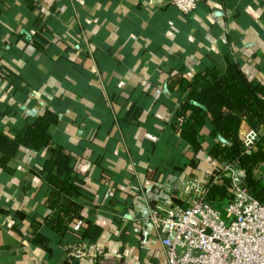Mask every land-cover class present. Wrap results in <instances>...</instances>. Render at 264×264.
<instances>
[{
    "label": "crops",
    "instance_id": "obj_1",
    "mask_svg": "<svg viewBox=\"0 0 264 264\" xmlns=\"http://www.w3.org/2000/svg\"><path fill=\"white\" fill-rule=\"evenodd\" d=\"M226 55L264 83V0H201L186 14L169 0H0V128L56 110L53 141L78 155L95 194L89 218L102 234L71 264H165L149 209L186 206V181L206 183L212 171L208 126L196 155L171 132L182 91L167 82ZM131 107L141 108L137 120L125 117ZM44 159L23 151L15 172L0 174V264L68 259L57 235L48 246L32 239L31 222L48 213ZM100 166L110 176L100 179Z\"/></svg>",
    "mask_w": 264,
    "mask_h": 264
},
{
    "label": "trees",
    "instance_id": "obj_2",
    "mask_svg": "<svg viewBox=\"0 0 264 264\" xmlns=\"http://www.w3.org/2000/svg\"><path fill=\"white\" fill-rule=\"evenodd\" d=\"M29 41L38 50H44L38 39L30 36ZM176 87L182 96L172 112L171 132L196 155L202 149L199 132L208 126L211 142L208 156L219 163L234 164L240 184L261 200L264 195V83L249 80L239 61L226 55L221 66L206 67L189 80L182 76L170 78L168 91ZM140 112V107H131L125 117L137 120ZM60 120L56 110L45 109L41 114L24 116L23 123L13 130L0 128V174H13L23 151L45 152L38 173L46 184L48 213L31 222L32 239L48 246L57 235L59 245L69 253L63 264H71L74 250L96 244L103 229L89 218L90 209L95 207L92 206L95 194L88 188L86 173L76 168L78 155L65 144L53 141L52 131ZM241 129L256 134L249 152L245 150ZM212 175L211 171L206 199L219 207L231 198L228 179L223 176L214 183ZM99 176L103 179L110 174L100 166ZM69 236L74 238L73 244L67 240Z\"/></svg>",
    "mask_w": 264,
    "mask_h": 264
},
{
    "label": "built area",
    "instance_id": "obj_3",
    "mask_svg": "<svg viewBox=\"0 0 264 264\" xmlns=\"http://www.w3.org/2000/svg\"><path fill=\"white\" fill-rule=\"evenodd\" d=\"M169 1L186 14L201 0ZM241 135L249 152L256 134L245 131ZM209 161L212 182L223 176L228 179L231 198L223 201L224 216L206 199L207 182L196 178L186 181V206L149 209L147 219L160 240L165 264H264V195L258 200L240 184L234 164ZM103 253L102 247L97 248V257ZM82 255V249L74 250L75 258Z\"/></svg>",
    "mask_w": 264,
    "mask_h": 264
},
{
    "label": "rangeland",
    "instance_id": "obj_4",
    "mask_svg": "<svg viewBox=\"0 0 264 264\" xmlns=\"http://www.w3.org/2000/svg\"><path fill=\"white\" fill-rule=\"evenodd\" d=\"M218 209L220 210V211H222V205H220L219 207H218ZM223 216V215H222Z\"/></svg>",
    "mask_w": 264,
    "mask_h": 264
},
{
    "label": "water",
    "instance_id": "obj_5",
    "mask_svg": "<svg viewBox=\"0 0 264 264\" xmlns=\"http://www.w3.org/2000/svg\"><path fill=\"white\" fill-rule=\"evenodd\" d=\"M222 212V211H221ZM222 215L224 216V213L222 212Z\"/></svg>",
    "mask_w": 264,
    "mask_h": 264
}]
</instances>
